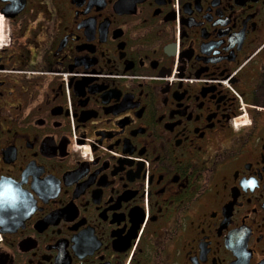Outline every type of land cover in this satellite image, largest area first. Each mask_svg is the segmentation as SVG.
<instances>
[{
  "label": "flooded vegetation",
  "instance_id": "af4514ba",
  "mask_svg": "<svg viewBox=\"0 0 264 264\" xmlns=\"http://www.w3.org/2000/svg\"><path fill=\"white\" fill-rule=\"evenodd\" d=\"M0 264H264V0H0Z\"/></svg>",
  "mask_w": 264,
  "mask_h": 264
}]
</instances>
